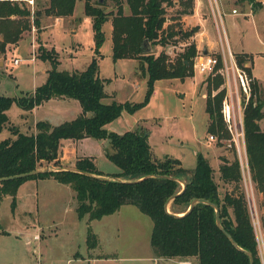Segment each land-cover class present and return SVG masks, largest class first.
<instances>
[{
  "label": "trees",
  "instance_id": "trees-1",
  "mask_svg": "<svg viewBox=\"0 0 264 264\" xmlns=\"http://www.w3.org/2000/svg\"><path fill=\"white\" fill-rule=\"evenodd\" d=\"M77 1L49 0L45 8L38 10L30 0H0V52L6 53L9 48L16 47L33 27L40 32L43 14L61 18L72 16ZM84 4L85 15L93 22L95 53L101 55L106 39L104 25L111 20L113 59L140 61L139 70L147 76L144 100L106 103L104 99L109 96L105 91L107 79L99 75L96 56L83 71L61 70L55 49L47 50L41 44L39 57L52 64L45 83L19 96L0 94V132L5 129L11 132L0 141V177L49 165L64 167L60 162L63 141L87 137L107 139L110 147L106 155L120 170L105 173L98 168L93 157L80 156L73 167L79 171H50L0 182V201L10 195L15 207L19 187L24 182L54 178L72 186L78 200V216H88L89 222L114 214L124 205L137 206L153 220L151 246L158 258L196 256L200 264H251L249 252L253 264H263L252 210L244 190L240 158L222 115L226 96L222 58L207 79L206 111L209 136L214 134L220 146L228 143L233 148L231 158L224 156L221 159L220 175L228 186L224 193L215 180L210 160L202 152L197 153L196 166L188 169L179 158L155 157L147 128L139 126L119 133L106 127L123 111L133 114L147 105L154 94L156 81L184 80L194 75V58L198 54L195 42L188 43L173 57L166 50L158 55L153 51L146 52L143 44L147 42L153 48L167 45L174 37L189 39L198 26L189 31L173 24L165 26L167 8L174 4V0H84ZM187 5L193 8L194 0H187ZM183 13H190V10L186 8ZM236 60L253 78L251 98L244 109L245 144L253 187L264 197V130L261 127L264 101L260 97L259 81L253 76V55L237 53ZM64 97L80 102L82 112L75 119L57 125L38 120L35 130L30 132H22L11 123L8 111L14 104L31 111L50 99ZM181 180L186 183L185 189ZM194 199H206L219 206L221 225L235 243L218 226L214 206L198 202L187 212ZM87 244L89 249L99 244L90 225Z\"/></svg>",
  "mask_w": 264,
  "mask_h": 264
},
{
  "label": "rangeland",
  "instance_id": "rangeland-1",
  "mask_svg": "<svg viewBox=\"0 0 264 264\" xmlns=\"http://www.w3.org/2000/svg\"><path fill=\"white\" fill-rule=\"evenodd\" d=\"M182 1V0H181ZM200 0V15L204 19L206 37L200 41L198 52L210 42L211 54H221L225 48L228 55V38L235 59L236 54L249 51L253 55V71L260 84V97L264 101V1L263 0ZM38 2L31 3L35 8ZM185 3L167 8V22L176 28L189 31L182 18L183 10H191ZM195 5V1H194ZM84 0H78L75 7L76 23L67 20H51L39 31L33 27L26 32L19 44L9 52H0V94L19 96L36 89L47 80V71L52 67L49 60L39 57L40 45L47 50L52 48L61 60V70L83 71L94 56L98 58L99 75L109 82L105 88L116 93L120 102H142L147 90V76H141L137 59H113L112 21L104 25L106 35L101 47V55L95 53V40L92 19L85 16ZM236 8L239 13H233ZM193 11V10H192ZM222 15V19L218 18ZM217 17V22L216 18ZM199 31V30H198ZM192 39L174 37L167 45H156L151 51L158 55L166 50L175 56ZM40 44V45H39ZM20 58L19 64L12 61ZM251 65L250 63H247ZM207 74L194 67V75L181 79H163L155 82L154 94L147 105L135 113L123 111L110 126L118 132L137 129L143 126L150 131L149 142L154 156L179 158L188 169L197 164V153L202 152L214 168V177L222 193L228 188L220 175L222 157L233 156V148L218 141L210 142L208 133L209 115L206 111ZM243 106L244 95H241ZM17 110L30 114L14 104L10 114L11 123L22 132L31 131L33 126L24 122ZM264 111V108H263ZM53 122L58 123L53 117ZM263 121V122H262ZM261 121L264 130V118ZM35 130V129H34ZM33 131V130H32ZM11 135L8 129L0 132V141ZM107 139H85L74 148L81 154L95 157L100 170L115 173L120 169L106 155ZM244 162L243 185L250 208L254 212V224L260 234L262 218H258L251 201V177L244 154V141L240 139ZM71 143L66 144V147ZM236 146V145H235ZM236 146V151H239ZM40 180V181H39ZM183 185V184H182ZM12 196L5 195L0 201V264H86L77 255L89 253H110L117 255L122 264H152V261H131L133 257H145L151 253L150 238L153 220L132 204L124 205L119 212L89 222L88 216L79 218L78 200L70 184L58 182L54 178L30 179L18 190L16 205ZM89 225L96 233L99 244L89 249L87 233ZM36 234L39 238H36ZM30 237V242L27 241ZM264 251V250H263ZM264 254V253H263ZM120 263V264H121Z\"/></svg>",
  "mask_w": 264,
  "mask_h": 264
},
{
  "label": "crops",
  "instance_id": "crops-1",
  "mask_svg": "<svg viewBox=\"0 0 264 264\" xmlns=\"http://www.w3.org/2000/svg\"><path fill=\"white\" fill-rule=\"evenodd\" d=\"M48 1L49 0H42L41 3L38 2L39 6L37 5L36 9L42 10L43 8H45L48 5ZM182 1L184 2V0H182ZM194 1H195L194 7L191 8L190 13H185V16L182 18V21L185 22L184 27H188L191 22L195 23L193 25L198 26L199 31L197 30L196 33L193 36H191L190 38L192 39L191 41L195 42L197 47H199L200 46L199 43L201 40H203L204 36L206 35V31H205L204 19H202L201 15H200V6H199L200 0H194ZM35 2H36V0H35ZM176 2L178 4H181V0H176ZM51 20H67L72 25L73 23H76L77 17L75 16V11H74V14L72 16L64 17V18L63 17L62 18L61 17H55L53 15L43 14L42 18H41L42 26H41V30L39 33H41V31L44 29L45 23L51 22ZM209 46H210V42L208 41V44H206L205 47H207L209 52H210ZM9 50H10V48L7 50V52H9ZM243 52L248 53V54H252L249 51H242V52H238V53H243ZM61 63L62 62L60 60L59 66H61ZM139 66H140V61H139ZM47 71H45V72H47ZM141 76H144V75L141 74ZM253 76L257 79V77L254 74V71H253ZM108 82L109 81L107 80V83ZM107 83H105V86ZM34 90H32V91H34ZM105 91L109 95L108 97H106L104 99V101L106 103H110L113 100H116V93L115 92L107 91L106 88H105ZM116 101H118V100H116ZM118 102H120V101H118ZM11 109L8 111V113L11 111ZM81 112H82V106H81L80 102L76 99L67 98V97L53 98V99H50V100L44 102L43 104H41L39 106H36L35 108H33L29 112V113H31L32 117L30 116V114H28L26 112H23L20 110L16 111V113H18L19 116L23 115V117L25 119L24 122L28 121L27 125L33 126L31 130H34V126L38 120H47V121L51 122L53 125H57V124L65 122V121L75 119ZM50 117H53V118L60 120V121L58 123H55L52 121V119H50ZM111 123H109L106 126L107 129L109 131H116V130H114L113 127L110 126ZM261 126H262V123H261ZM116 132H118V131H116ZM119 133H123V132H119ZM88 138H90V137H87V138H84L81 140L65 139L63 141V147H62L61 154H60V162L64 167L73 168L77 158L80 156H90V157H93L95 159V157L92 155L81 154L77 149H75L73 147L74 144H78L79 142H81L85 139H88ZM91 138H93V137H91ZM69 143H71V146L66 147V144H69ZM104 146H105V152H106L107 148L110 147L109 141ZM251 185H252L251 201L254 204V207L256 210V215L258 216V218L260 216L262 218V226L261 227L263 230L262 233L264 234V197L260 192L255 190V188L253 187L252 181H251ZM119 211H117V212H119ZM35 237L39 238V235L36 234ZM30 240H31L30 237L27 236V241L30 242ZM150 244H151V238H150ZM151 249H152V246H151ZM77 256L81 257L84 260V262H86V264H120L121 263L120 260L118 259L117 255L110 254V253L107 254V253H95V252H93L92 254L89 253L87 257H85L83 255H77ZM141 260L152 261V264H200L199 259L196 256L195 257H189V258H158L155 256L153 249L151 250V253L148 254V256L131 258V261H141Z\"/></svg>",
  "mask_w": 264,
  "mask_h": 264
},
{
  "label": "built area",
  "instance_id": "built-area-1",
  "mask_svg": "<svg viewBox=\"0 0 264 264\" xmlns=\"http://www.w3.org/2000/svg\"><path fill=\"white\" fill-rule=\"evenodd\" d=\"M264 1V0H263ZM31 3H33V0H30ZM214 5L219 7L217 0L213 1ZM233 13H239V11L236 8H233ZM216 22H217V17ZM222 19V15L218 17ZM226 41L228 44V55L226 54L225 48H223V52L221 54H205L203 49L202 52H198L196 57L194 58V67L197 68L201 73L210 75L215 72L219 62H223V72L226 79V96L224 98L223 104H222V115L223 119L227 124L228 130L230 131L232 135V140L234 142V145H236L239 151L240 155V162L242 166V170L244 169V162H243V155H242V149L240 147V144H236L242 139L244 141V154L247 161V168L249 170L248 165V159L246 154V144H245V131H244V109L246 104L248 103L249 99L251 98L252 93V81L253 78L249 74V72L241 67L237 60L235 59V56L233 52L231 51L228 38L226 37ZM221 57V58H220ZM21 62L20 58H15L12 63L19 64ZM241 95L243 97L244 95V101L243 106H241ZM210 142L217 141V136L214 134H211L209 136ZM230 141V142H231ZM230 146L232 144H229ZM235 146V147H236ZM252 189V185H251ZM252 193V190H251ZM254 216V212H252ZM256 227V226H255ZM257 232V239L259 243V250L260 255L262 259V263L264 264V234L262 231H260V234L258 233V230L256 228Z\"/></svg>",
  "mask_w": 264,
  "mask_h": 264
},
{
  "label": "water",
  "instance_id": "water-1",
  "mask_svg": "<svg viewBox=\"0 0 264 264\" xmlns=\"http://www.w3.org/2000/svg\"><path fill=\"white\" fill-rule=\"evenodd\" d=\"M143 50L146 51V52L147 51H151V45L149 43L145 42L143 44ZM204 53L205 54H208L209 53V50H208L207 47H204ZM60 170H74V171H79V170H77L75 168H71V167H55L53 165H49L47 167L39 168V169H34L32 171L25 172V173H20V174H15V175H10V176L0 177V182L7 181V180H13V179H19V178H25V177L33 176V175H36V174H39V173L50 172V171H60ZM82 173H84V172H82ZM87 174H89V173H87ZM181 182L183 183V187L185 189L186 188V183L184 181H182V180H181ZM175 197H176V195L173 196L172 199H174ZM198 202H206V203H208V204H210V205H212V206L215 207V209L217 211V224H218V226L226 233V235L228 236V238L233 243H235L234 240H233V238H232V236L228 232H226L225 229L223 228V226L221 225L220 209H219V206L217 204H215V203H213V202H211L209 200H206V199H194L191 202L190 207H189V209H188L187 212L191 211ZM248 254H249L250 259H251V264H253V256L249 252H248Z\"/></svg>",
  "mask_w": 264,
  "mask_h": 264
}]
</instances>
